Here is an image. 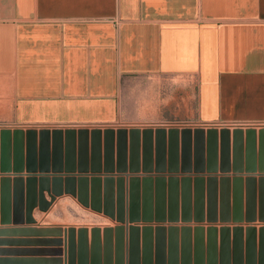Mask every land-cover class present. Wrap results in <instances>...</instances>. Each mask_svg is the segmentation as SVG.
<instances>
[{
	"label": "rangeland",
	"instance_id": "374dc122",
	"mask_svg": "<svg viewBox=\"0 0 264 264\" xmlns=\"http://www.w3.org/2000/svg\"><path fill=\"white\" fill-rule=\"evenodd\" d=\"M194 80L181 112L0 122V264H264V123L200 120Z\"/></svg>",
	"mask_w": 264,
	"mask_h": 264
},
{
	"label": "crops",
	"instance_id": "0c3cea01",
	"mask_svg": "<svg viewBox=\"0 0 264 264\" xmlns=\"http://www.w3.org/2000/svg\"><path fill=\"white\" fill-rule=\"evenodd\" d=\"M179 76L200 120L264 123V0H0L1 123L181 112Z\"/></svg>",
	"mask_w": 264,
	"mask_h": 264
},
{
	"label": "water",
	"instance_id": "95a60500",
	"mask_svg": "<svg viewBox=\"0 0 264 264\" xmlns=\"http://www.w3.org/2000/svg\"><path fill=\"white\" fill-rule=\"evenodd\" d=\"M30 133H32V132H30ZM32 134H35V133H32ZM28 180H29V182L32 181L31 178H29ZM29 190H31V191L28 193L29 200L27 201L25 221L27 223H32V222H34V220L32 218V211H33V208L35 207V205H36V203H37V201H38V199L40 197H39L38 192H37V190L35 188L31 187ZM42 206H43V204H42ZM42 210H45V208H43ZM183 264H187V263L183 262ZM209 264H215V261H214L213 258L210 259V263ZM259 264H262V261Z\"/></svg>",
	"mask_w": 264,
	"mask_h": 264
},
{
	"label": "built area",
	"instance_id": "2783aa9c",
	"mask_svg": "<svg viewBox=\"0 0 264 264\" xmlns=\"http://www.w3.org/2000/svg\"><path fill=\"white\" fill-rule=\"evenodd\" d=\"M56 126H64V125H56Z\"/></svg>",
	"mask_w": 264,
	"mask_h": 264
},
{
	"label": "bare ground",
	"instance_id": "6f19581e",
	"mask_svg": "<svg viewBox=\"0 0 264 264\" xmlns=\"http://www.w3.org/2000/svg\"><path fill=\"white\" fill-rule=\"evenodd\" d=\"M47 252V251H46Z\"/></svg>",
	"mask_w": 264,
	"mask_h": 264
}]
</instances>
